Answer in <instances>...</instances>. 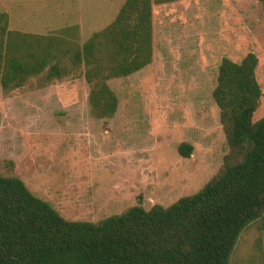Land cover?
<instances>
[{
    "label": "rangeland",
    "instance_id": "374dc122",
    "mask_svg": "<svg viewBox=\"0 0 264 264\" xmlns=\"http://www.w3.org/2000/svg\"><path fill=\"white\" fill-rule=\"evenodd\" d=\"M125 0H0L8 27L48 34L77 25L83 43L108 25ZM153 59L107 81L118 96L97 119L82 71L43 87H0V174H16L69 220L98 221L141 202L168 206L197 192L228 152L212 97L223 58L256 55L264 116V12L261 0H177L153 4ZM193 146L189 157L177 147ZM264 228L239 236L232 264L258 263Z\"/></svg>",
    "mask_w": 264,
    "mask_h": 264
},
{
    "label": "trees",
    "instance_id": "16d2710c",
    "mask_svg": "<svg viewBox=\"0 0 264 264\" xmlns=\"http://www.w3.org/2000/svg\"><path fill=\"white\" fill-rule=\"evenodd\" d=\"M173 1L125 0L83 43L77 25L22 32L9 29L0 12V87H43L82 71L91 115L111 118L118 96L107 81L152 62L153 4ZM257 62L253 53L221 60L212 97L228 152L197 192L168 206L139 202L98 221L69 220L18 175L0 174V264H232L241 233L255 222L264 228V116L253 121L262 95ZM192 150L187 142L177 147L183 157ZM254 264H264V254Z\"/></svg>",
    "mask_w": 264,
    "mask_h": 264
}]
</instances>
